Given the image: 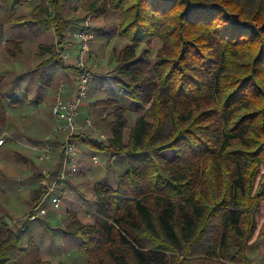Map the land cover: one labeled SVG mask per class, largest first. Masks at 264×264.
Segmentation results:
<instances>
[{"label":"trees","instance_id":"1","mask_svg":"<svg viewBox=\"0 0 264 264\" xmlns=\"http://www.w3.org/2000/svg\"><path fill=\"white\" fill-rule=\"evenodd\" d=\"M75 2L0 0V52L16 57L33 46L50 55L37 68L18 72L9 92L3 91L8 76L0 71V139L18 135L9 108L20 106L23 90L29 94L36 84L54 82L42 68H73L62 53L85 20L71 18ZM84 2L89 14L119 17L118 32L128 44L115 74L105 79L128 106L116 112L108 146L85 131L73 141L119 157L126 169L116 184L96 186L98 219L78 220L68 232L82 243V253L59 264H253L251 254L264 244V0ZM31 4L29 16L19 14ZM11 30H20V37L9 38ZM27 31L34 41L26 46ZM48 35L55 43L44 41ZM127 108L137 115L124 143ZM64 138L56 133L50 142L62 150ZM7 139L0 149L6 162L21 153ZM58 159L53 177L62 168ZM47 195L40 186L34 205ZM5 197L1 193L0 264H54L35 239L54 235L53 205L44 203L47 214L37 221L11 226Z\"/></svg>","mask_w":264,"mask_h":264},{"label":"rangeland","instance_id":"2","mask_svg":"<svg viewBox=\"0 0 264 264\" xmlns=\"http://www.w3.org/2000/svg\"><path fill=\"white\" fill-rule=\"evenodd\" d=\"M34 6V4H31L21 9L19 14L26 17L29 16ZM74 9L75 12L73 11L70 14L71 18L73 20L76 18L81 20L89 15L88 10L90 6L84 0H76ZM90 14H92V17H90L91 25L96 31V37L91 45L93 55L86 58V63L88 68L92 70L94 79L90 86L88 104L81 109L79 121L83 127L86 124V120L91 119L94 129L109 136L118 121L116 112L120 107L128 106L122 97L120 89L115 84L109 83V77H112V73L115 74L113 71L116 70L119 53L127 46L128 42L118 32L120 22L118 15L109 14L99 18L94 13L90 12ZM19 31L11 30L8 37L19 38ZM26 33L28 35L25 38L28 41L24 45L27 46L31 45L34 39L31 38L30 31ZM68 39L70 41L69 45L75 44L72 35ZM44 41L48 44L55 43L51 35L45 37ZM158 45H154L151 48L152 55H154V51L157 48H160V45ZM27 47L24 48L26 52L16 57L7 55V52L3 50L0 52V71L3 72L2 74L8 76V85L3 87V91H11V87H9L10 83L15 82V77H17L18 72L23 68L30 67L35 69L50 58L48 54L41 55L40 48L35 51L33 46ZM66 64L72 67L75 61L71 60ZM52 67L42 68L43 73L46 71L51 79L55 78L54 82L49 83L50 89L46 86L47 88H44L43 91L41 90V93L45 91L43 104H46L44 106L42 104L41 106L40 104L36 105L38 102L36 98L39 95L35 94L36 89H33V95L26 96L23 93L20 94L22 101H20L21 104L18 108H9L10 123L12 127L16 128L15 130L18 129V135L9 133L4 135L3 138H8V143L12 140L13 143H16L21 148V153H16L15 156L9 157L8 162L5 161L3 155V157L0 156V176H3V178L0 177V195L4 190L8 191H4V193H7L5 194L4 205L8 211H5V219L11 226L27 222V215L34 205L33 199L41 186L40 182L32 176L39 173L42 174L43 171L50 170L53 167L54 163H41L38 161L37 156L41 153L40 148L44 145V142H47L51 136H56V122L52 116V107L56 101L60 86L61 84L66 86V94L68 96L70 92L72 97L75 91L74 78L76 77V70L71 67L69 71L58 68L61 73L60 75H55ZM105 78L109 79L106 80ZM106 101L113 103L104 105ZM136 115V112L130 108H127L124 113V117L128 121L122 130V141L124 143H127L129 140L131 123ZM85 132L92 136L93 130ZM55 146L56 155H58L56 160H59V154L63 149L61 150L56 144ZM95 156H98L101 160L99 165L93 162ZM113 157L111 155H97L90 149L82 145L80 146L79 159L81 160L82 172L78 176L70 178L67 186L61 188L68 199L65 201L64 211L58 214L52 212L54 235L50 236L46 235V233H41L35 237L44 257L47 256L54 261V264H59L62 260H69L70 253L74 254L73 257L82 253V243L79 241V244L76 240L70 238L71 236L68 232L73 227L71 224L78 220L95 222L98 219L99 215L93 207V191L103 181L116 184L117 178L126 169V164L119 157L116 156L115 160H113ZM7 164L9 165L7 166ZM8 193L12 194V196ZM46 204L48 208L52 207L50 198L47 199ZM80 209H83L84 214ZM261 219H264V213ZM251 258L253 264H264V244L251 254Z\"/></svg>","mask_w":264,"mask_h":264},{"label":"built area","instance_id":"3","mask_svg":"<svg viewBox=\"0 0 264 264\" xmlns=\"http://www.w3.org/2000/svg\"><path fill=\"white\" fill-rule=\"evenodd\" d=\"M92 15L89 14L85 17L79 30L74 33L73 39L75 44L68 45L66 50L62 53L63 59L67 62L71 60L75 61L72 67L76 70L75 91L71 98L67 97L66 86L61 84L59 92L56 96V101L52 107V116L56 122L55 133L64 136V147L60 156H62V168L59 173L54 177L51 170L43 171V179L40 181V185L45 187L48 191V195L44 202L40 205H33L31 211L27 215L28 222H35L42 216L47 214V209L44 208V203L50 198L51 204L54 207L55 214L64 211L66 194L63 193V187L67 186V182L70 178L78 176L82 172L81 160L79 159L80 143L73 141L80 131L93 130L92 136L96 137L99 142L104 145H109L110 136H107L98 130L94 129V125L91 119L86 120L85 126H81L78 119L80 116V109L86 104L90 91L91 83L94 79V74L86 63V58L93 55L92 43L96 37V31L91 25ZM51 136L47 142L40 148V154L37 159L41 163H49L56 161V146L50 142ZM6 140L2 137L0 139V149ZM116 156L113 157V160ZM93 162L96 165L101 163L98 156L93 158Z\"/></svg>","mask_w":264,"mask_h":264},{"label":"crops","instance_id":"4","mask_svg":"<svg viewBox=\"0 0 264 264\" xmlns=\"http://www.w3.org/2000/svg\"><path fill=\"white\" fill-rule=\"evenodd\" d=\"M52 70H53V73H55V75H60V73H61V71L60 70H58V68H56V67H54V68H52ZM45 73H47L48 74V72H46L45 71ZM53 77V76H52ZM57 77V76H56ZM55 79V78H54ZM47 87H49V86H47ZM46 86H44V87H40V86H38L37 84L36 85H34L33 87H32V89H31V91H30V93L28 94V92L26 91V90H23V95L25 94L26 96H30V94H32L33 95V89L35 90L36 89V92H37V89H39V91L41 92V90L43 91L44 90V88H47ZM23 89H25V85L23 86ZM49 89H50V87H49ZM25 91V92H24ZM36 92H35V94H36ZM42 94V96L40 97H38V98H36V101L38 100V102H37V104L36 105H38V104H40V106H41V104H42V106H44L45 104H43L44 103V97L45 96H43V95H45V91L44 92H42L41 93ZM67 97H71V93L69 92V96L67 95ZM89 100V99H88ZM88 104V101L86 102V104L82 107V109L84 108V107H86V105ZM80 119H78V121H79ZM79 123H80V121H79ZM0 156H2L1 155V153H0ZM3 157V156H2ZM4 158V157H3ZM0 177H2L3 178V176H0ZM5 178V177H4ZM15 180H17V179H15ZM4 191H7V190H4ZM4 191L2 192V193H4ZM8 192V191H7ZM4 194H7V193H4ZM8 194H10V193H8ZM10 196H12V194H10ZM6 212H8L7 210H6Z\"/></svg>","mask_w":264,"mask_h":264}]
</instances>
